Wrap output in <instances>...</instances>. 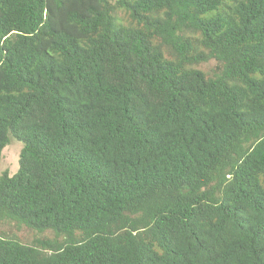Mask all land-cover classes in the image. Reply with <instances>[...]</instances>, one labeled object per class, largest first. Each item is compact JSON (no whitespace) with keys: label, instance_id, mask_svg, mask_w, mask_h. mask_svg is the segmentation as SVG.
<instances>
[{"label":"trees","instance_id":"obj_1","mask_svg":"<svg viewBox=\"0 0 264 264\" xmlns=\"http://www.w3.org/2000/svg\"><path fill=\"white\" fill-rule=\"evenodd\" d=\"M13 141L0 264H264V0H0Z\"/></svg>","mask_w":264,"mask_h":264},{"label":"rangeland","instance_id":"obj_2","mask_svg":"<svg viewBox=\"0 0 264 264\" xmlns=\"http://www.w3.org/2000/svg\"><path fill=\"white\" fill-rule=\"evenodd\" d=\"M20 152L21 145L16 141H13L9 147L4 149L0 164V174L8 172L14 175L18 171Z\"/></svg>","mask_w":264,"mask_h":264}]
</instances>
